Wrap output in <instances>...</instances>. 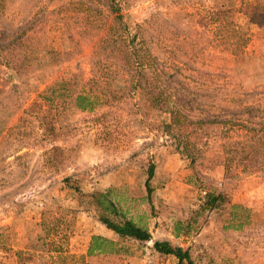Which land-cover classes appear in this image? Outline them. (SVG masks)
I'll use <instances>...</instances> for the list:
<instances>
[{
    "label": "rangeland",
    "instance_id": "rangeland-1",
    "mask_svg": "<svg viewBox=\"0 0 264 264\" xmlns=\"http://www.w3.org/2000/svg\"><path fill=\"white\" fill-rule=\"evenodd\" d=\"M3 1L0 35L6 42L24 31L29 48L40 57L47 49L69 48L60 10L69 0ZM216 10L225 12L222 17L236 32L216 31L207 15ZM123 14L132 32L137 24L153 18L144 33L148 43L143 56L151 52L167 67L179 64L178 71L167 69V80L175 88L192 92V116L201 108H217V112L229 108L237 114L245 106L248 111L242 117L264 121V0H125ZM235 36L240 40L237 48L221 42ZM92 43L81 42L79 51L60 64L41 59L28 75L18 76L0 65V77L6 80L0 106L15 112L11 121L19 123L23 109L39 101L54 82L70 78L77 68L87 72ZM146 70L148 85L159 89L165 108L172 107L174 90L154 79L150 68ZM133 100L137 114L111 128L104 140H97L89 114L70 115L76 127L59 144L71 158L59 171L42 165L39 146L15 158L8 157L10 149L0 143V264H16V251L41 241L43 213L64 219L70 253L84 254L92 235L115 240L117 253L94 254L84 264H176L172 257L154 251L152 244L157 240L189 247L190 258L184 264H264V172L234 168L226 174L220 126L186 123L181 131L202 148L203 155L192 171L174 151L173 138L162 130L167 112L153 108L143 90ZM27 121L36 125L33 118ZM148 159L155 164L150 199L144 185ZM66 176L79 182L85 192L109 189L127 216L150 231L151 240L140 244L119 240L93 210L66 214L71 204L63 187ZM206 191L219 194L221 204L201 213L199 199ZM233 204L240 206L232 216Z\"/></svg>",
    "mask_w": 264,
    "mask_h": 264
},
{
    "label": "trees",
    "instance_id": "trees-1",
    "mask_svg": "<svg viewBox=\"0 0 264 264\" xmlns=\"http://www.w3.org/2000/svg\"><path fill=\"white\" fill-rule=\"evenodd\" d=\"M260 4H256L257 9ZM124 7L125 0H69L60 10L68 28L70 46L65 50L47 49L42 57L29 48L30 40L24 31L7 42L0 35V65L18 76L35 71L41 59L50 64L68 61L79 51L81 42H93L88 71L77 68L70 78L48 86L39 96V101L23 109V115L17 119L19 123L11 121L15 112L0 106V143L10 149L8 157L22 158L39 146L42 165L52 171L66 168L71 157L59 142L65 141L76 127L70 115L77 111L89 114L92 125L96 127L97 140H104L111 128L137 114L133 99L137 91L143 90L153 108L167 112L168 120L161 123L162 130L173 138L174 151L188 161L192 171H196L203 155L202 148L190 139L188 133L181 131L186 123L220 126L226 174L234 168L251 173L264 172V121L250 122L242 117L248 111L245 106L239 108L237 114L229 108H221L219 112L217 108L213 111L201 108L199 114L192 116L189 113L195 108L191 103L192 92L175 88L167 80V69L178 71L179 64L167 67L151 52H146L145 58L143 56L148 43L144 33L154 23L153 18L137 24L132 32L124 19ZM3 8L4 1L0 0V12ZM223 14V10L207 13L208 18L214 20L216 31L236 32L235 28L229 27L230 21L223 18ZM222 39L221 42L229 48L239 47L240 40L236 36L230 41ZM246 39L244 37L242 41ZM147 68L151 69L154 79L174 90L172 107L165 108L159 89L148 85ZM5 82L0 77V94ZM28 117L35 119V126L30 125ZM21 151L23 153L19 154ZM145 171L146 197L150 199L153 191L150 182L155 174V164L151 159L147 160ZM63 182L65 195L71 201L66 214L73 216L82 210H93L101 224L119 240L127 239L139 244L151 240L150 231L127 216L113 200L109 189L92 188L85 192L70 176L64 177ZM220 204L219 194L206 191L199 199V210L201 213L214 211ZM238 206L232 205L230 215H234ZM63 223V218L43 213L40 224L44 235L39 238L41 241L33 247L16 251V264H84L91 255L118 252L115 240L96 234L90 237L84 254L70 253L65 246L67 234ZM152 247L159 256L172 257L176 264H184L190 258L189 247L174 245L168 240L154 241Z\"/></svg>",
    "mask_w": 264,
    "mask_h": 264
}]
</instances>
